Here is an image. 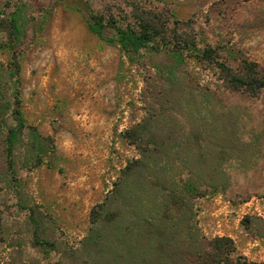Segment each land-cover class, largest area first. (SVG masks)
I'll return each mask as SVG.
<instances>
[{
    "label": "rangeland",
    "instance_id": "374dc122",
    "mask_svg": "<svg viewBox=\"0 0 264 264\" xmlns=\"http://www.w3.org/2000/svg\"><path fill=\"white\" fill-rule=\"evenodd\" d=\"M132 4L213 59L148 48L129 61L89 30L90 12L122 21ZM243 60L264 73V0H0V264L177 263L183 213L163 228L154 214L184 184L203 194L204 235L264 261V89H230L217 65ZM15 98L25 128L11 173ZM144 119L138 148L123 132Z\"/></svg>",
    "mask_w": 264,
    "mask_h": 264
},
{
    "label": "trees",
    "instance_id": "16d2710c",
    "mask_svg": "<svg viewBox=\"0 0 264 264\" xmlns=\"http://www.w3.org/2000/svg\"><path fill=\"white\" fill-rule=\"evenodd\" d=\"M20 9L21 7H18L17 11L10 13L9 20H7L12 42L20 34L18 24V11ZM89 18V30L104 41L118 45L129 61H134L141 55V50L148 48L166 49L178 56L182 55V50L194 51L193 53L199 55L202 59H213V50L210 48L201 49L190 41L169 39L165 21L161 18L160 13L151 9L132 4L129 17L122 21L116 19L114 14L106 16L103 13L94 14L90 12ZM107 26L112 29L110 35L106 34L105 28ZM179 44L183 45L180 47ZM217 65L224 73V79L228 80L230 89L244 90L252 94H257L261 89H264V73L259 71L256 63L243 60L238 69H234L229 65L226 66L223 63H217ZM13 105L12 115L16 123L7 127L5 146L8 170L11 173L13 169V149L20 133L25 128L23 113L18 107L17 98L14 99ZM145 121V119L141 120L123 132L124 138L132 144H136L138 148H141L139 144L146 133ZM35 139L37 140L38 137L36 136ZM37 144H40V140ZM141 150L142 154L145 155L148 149L143 147ZM142 164L143 158H136L128 163L127 169ZM195 188L189 185H186L185 188V184L183 188L176 187L171 191L169 201H161L157 204L156 214L154 215H156L155 219L158 220L159 226L162 228L164 227L163 219H168L167 213H172V211L174 212L173 215L183 213L182 220L177 223L179 239L175 241L178 242L177 253L180 261L177 263L173 261L169 264H264V261L252 260L237 252L233 238L227 235L213 237L204 235L194 219L195 209L192 201L198 194L203 195ZM181 190L187 193L184 194ZM166 243L167 241L163 243L164 248Z\"/></svg>",
    "mask_w": 264,
    "mask_h": 264
},
{
    "label": "built area",
    "instance_id": "2783aa9c",
    "mask_svg": "<svg viewBox=\"0 0 264 264\" xmlns=\"http://www.w3.org/2000/svg\"><path fill=\"white\" fill-rule=\"evenodd\" d=\"M232 238V237H231Z\"/></svg>",
    "mask_w": 264,
    "mask_h": 264
}]
</instances>
